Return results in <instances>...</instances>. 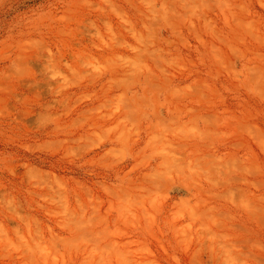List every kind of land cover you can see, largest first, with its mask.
<instances>
[{
  "label": "rangeland",
  "instance_id": "obj_1",
  "mask_svg": "<svg viewBox=\"0 0 264 264\" xmlns=\"http://www.w3.org/2000/svg\"><path fill=\"white\" fill-rule=\"evenodd\" d=\"M0 264H264V0H0Z\"/></svg>",
  "mask_w": 264,
  "mask_h": 264
}]
</instances>
